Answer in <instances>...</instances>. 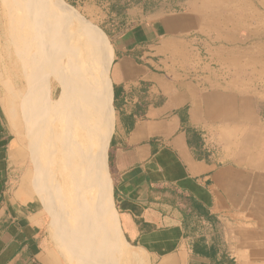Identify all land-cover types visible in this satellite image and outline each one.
Returning <instances> with one entry per match:
<instances>
[{"label": "crops", "instance_id": "obj_1", "mask_svg": "<svg viewBox=\"0 0 264 264\" xmlns=\"http://www.w3.org/2000/svg\"><path fill=\"white\" fill-rule=\"evenodd\" d=\"M215 3L155 11L115 35L106 173L136 264H264V71L247 46L264 20L236 22ZM65 101L63 90L52 106ZM28 151L0 88V264H68Z\"/></svg>", "mask_w": 264, "mask_h": 264}, {"label": "rangeland", "instance_id": "obj_2", "mask_svg": "<svg viewBox=\"0 0 264 264\" xmlns=\"http://www.w3.org/2000/svg\"><path fill=\"white\" fill-rule=\"evenodd\" d=\"M111 1L115 0H0V88L6 115L20 139L22 137L24 148L29 149V167L38 185L33 189L34 192L39 190L40 198L35 196L50 214L51 232L68 264H136L128 259V254H123V251L133 249L121 239L118 229L112 232L107 221L108 213H101L98 224L96 214L92 215L90 211L92 214L89 213V217L83 212L84 207L80 208L75 203L77 201L74 202L77 196H68L66 192L67 179L80 171L77 157L74 156L73 141L76 127L83 122L88 110L82 95L74 87V77L85 69L81 63L85 65L87 59L97 60L102 51L101 43L92 37L94 32H100L112 43V50L114 48L115 27L122 18H114L109 14ZM129 1L130 7L124 16L125 27L136 23L149 12L184 11L194 3L201 5L204 0ZM206 1L210 3L211 0ZM212 1H218L223 7H233L235 11L232 19L236 22L264 20V0H247L250 5L244 0ZM255 8L259 14L257 16ZM71 11L81 24L69 18ZM236 30L238 36H242V31L250 28L240 27ZM258 31L247 46L253 43L255 50L252 56L258 57L252 66L264 71V26L259 27ZM243 46L245 44L242 42L238 44L241 50ZM244 53V50L239 53L243 63L251 56ZM77 63V67L72 69ZM220 68L222 76L229 75V67L225 65ZM60 76L64 77L68 89L73 90L67 118L63 116L64 113H59L60 106H51L63 94L58 82ZM259 83L263 87L264 79ZM261 113L264 115V103L261 104ZM85 138L84 132L81 140L85 142ZM65 145L67 147L63 148ZM90 223L94 226L98 224V231H89Z\"/></svg>", "mask_w": 264, "mask_h": 264}, {"label": "bare ground", "instance_id": "obj_3", "mask_svg": "<svg viewBox=\"0 0 264 264\" xmlns=\"http://www.w3.org/2000/svg\"><path fill=\"white\" fill-rule=\"evenodd\" d=\"M68 16H70L69 18H71V20L74 19L77 23L79 22V24H81V21H79L74 12L71 11ZM31 30L33 31V29ZM55 35L56 32H54V36ZM92 37L101 43L102 51L97 60L92 59L87 61V59L85 65L84 63H81V66L83 65V68L85 67V69L74 77L76 78L74 87L79 91L78 93L82 95L83 103L84 105L87 104L88 110L86 111V116H84L83 122L76 127V137L73 141L74 156L77 157L80 171L76 172V175L73 173L72 178L70 177L67 179L66 184H68V189L66 192L68 196L73 194L77 196L74 198V202L77 201L75 203H78L80 208L83 206L85 211L82 209L81 211L88 214L89 217L92 212V215L96 214L98 224L101 213L104 211L108 213L107 221L112 232H116L118 225L114 216L111 188L106 173L107 145L113 123V109L111 106L112 99L109 87V70L113 61V50L111 47L112 43L108 39L106 40L100 32H94ZM77 65L78 63L74 65L72 69L76 68ZM58 82L66 93V102L61 105L58 110L59 113H64L63 116L66 115L67 118L70 115V96L72 95L71 93L73 90L70 91V89H68L64 77L62 78L60 76ZM84 132L86 137L84 140L85 142L81 140ZM62 147L65 148L67 146L65 145ZM79 158L82 162H80ZM77 173H79V175ZM84 188H87V190H84ZM85 191L87 194H85ZM84 196L85 198H82ZM90 211L92 212L90 213ZM98 224H95L94 226L93 223H90L88 225L89 231H98ZM121 239L123 240L122 236ZM123 241L121 242L123 243ZM123 250H125V248ZM125 251H123V254L126 256L128 252Z\"/></svg>", "mask_w": 264, "mask_h": 264}, {"label": "trees", "instance_id": "obj_4", "mask_svg": "<svg viewBox=\"0 0 264 264\" xmlns=\"http://www.w3.org/2000/svg\"><path fill=\"white\" fill-rule=\"evenodd\" d=\"M130 1L129 0H115V1H111L110 5H109V14L114 17V18H122L121 22L118 26L115 27V33H118L119 31H121L123 29V27H125V14L127 9L130 7ZM155 11L149 12V13H153ZM109 35V34H108ZM115 35V34H114ZM112 36V35H111ZM113 44H115V41H113Z\"/></svg>", "mask_w": 264, "mask_h": 264}]
</instances>
